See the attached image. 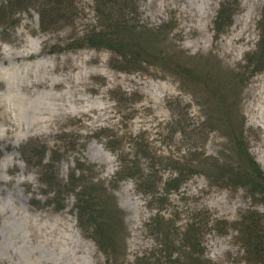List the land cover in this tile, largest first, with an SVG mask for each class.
Wrapping results in <instances>:
<instances>
[{"label": "rangeland", "instance_id": "1", "mask_svg": "<svg viewBox=\"0 0 264 264\" xmlns=\"http://www.w3.org/2000/svg\"><path fill=\"white\" fill-rule=\"evenodd\" d=\"M76 2L77 15L49 29L38 11L45 0L13 9V23L0 25V264H112L80 224L75 194L63 189L80 163L124 213L117 264L139 258L180 264L173 261L177 252L166 259L157 219L180 232L177 245L188 224L202 219V259L211 264H264L240 232L250 212L264 227V198L219 178L224 161L232 172L240 159L229 149L228 130L208 122L205 104L206 86L228 87L230 95L238 90V109L229 116L238 117L245 147L264 173V64L256 71V62L249 63L259 53L264 0H135V23L208 84L183 79L167 60L123 69L111 51L83 45L78 39L99 19L94 0ZM224 7L232 16L219 30ZM195 127L202 133L193 136ZM135 152L143 171L161 178L155 196L140 191L134 178L116 179L121 158L131 160ZM171 158L190 159L197 169L184 162L190 173L167 191V180L178 176Z\"/></svg>", "mask_w": 264, "mask_h": 264}, {"label": "trees", "instance_id": "2", "mask_svg": "<svg viewBox=\"0 0 264 264\" xmlns=\"http://www.w3.org/2000/svg\"><path fill=\"white\" fill-rule=\"evenodd\" d=\"M5 1L6 4H4L1 11V15H3L0 17V25L5 24L6 19L8 23H13L11 18L12 15H10L13 13V9L15 11V8H27V3L31 0ZM94 1L99 25L97 28L86 33L82 39H78L80 43L83 41V43H85L83 45L111 51L115 58L119 60L118 62L123 64V69L129 70V66L134 64L138 66L144 63L163 65L167 60L172 62V66L177 69V73L180 74L183 79L189 80L188 77L195 78V84H200V81H205L202 84L209 83L207 82L209 80H205L193 67L191 68L184 65L180 63V61L175 60L174 62L173 57L164 46L165 42L157 40L155 34L150 29L142 26L140 27L135 23L134 16L137 14L135 13V0ZM76 3V0H45V3L42 4L43 9L38 10L40 11L39 15L44 29H49L59 24L61 21L69 19L71 16L75 17L78 13V6ZM48 4H53L54 6L45 9L44 7L48 6ZM227 12L228 8L224 7L218 15L216 27L219 30L220 27L224 25L225 21L227 24L230 23L232 13L229 12V14L226 15ZM260 26L262 28V37L259 43V53L252 55L253 58L249 59L250 65H254L256 62L254 65L256 71L262 69L261 67L264 64V16ZM168 66L171 65H167V67ZM224 78L227 79V77ZM235 83L238 82L235 81ZM235 87H237V85ZM227 88L228 87H224V90L220 88L217 91V89L209 90V87L206 86V89H208V99L205 104H207L206 111L209 112L207 117L208 122H220V124L228 130L226 132L229 133V149L240 159L239 166L232 172H230V166L228 165L230 162L228 160L224 161V166L221 167L223 170L219 178L222 180L227 179L236 186L245 187L251 194H258L264 198V173L245 147L244 133L243 130H241L243 126L239 123L238 117L236 115L229 116V114L234 113L236 109H238L237 105L239 104L238 99L240 93L238 90L234 91L232 89L230 95L228 94L229 91H227ZM223 110L224 113L222 112ZM185 128L186 127L183 126V135L187 138L190 134H187ZM201 133L202 129L200 127H195L192 132L193 136ZM144 154L148 158L150 157L147 153L144 152ZM139 158L140 156L137 152H135L131 160L121 158L122 165L116 173V179L134 178L140 191L155 196L157 188L161 183V178L153 173H145ZM149 159L152 161L151 158ZM184 160L185 159L180 160L177 158L170 159L169 165L175 166V169L178 170V176L167 180V191L178 188L182 181L181 177L187 173L186 171L189 172V170L185 168L187 164L181 166L184 162H187L190 167L189 169H192L194 164L191 166L190 159H188V161L187 159ZM155 165L153 161L149 162L148 168L153 170ZM196 166L199 167V164ZM214 166L213 170L216 172L221 170L217 168L218 166L216 168H214ZM77 169L80 171L79 174L77 175L73 172L69 181L63 184V189H70V191L75 194L77 199L76 209L78 211L80 224H83L82 226L85 227L87 232L91 230L92 237L98 242L100 248L110 258V261L112 260V264H117L119 253L117 246L120 243L118 242V238L120 234L123 236V231L125 229L124 213L116 205L114 196L107 193L101 183L91 182V180L88 179L83 164L80 163ZM88 170L92 175L94 174L92 165H89ZM49 181L51 186L55 184L54 188L56 189V178L51 175ZM59 187L61 186L59 185ZM58 193H60L59 190L56 191L57 195ZM256 214V212H250L242 219L240 223V232L242 234L241 239L243 244L248 248V251L254 259L262 261L264 255V227L261 226V220ZM153 224L156 225V233L158 239L160 238V245L167 252L166 259L171 260L173 255L177 252L178 256L173 260L176 263L183 264L181 263V261H183L184 264H211L210 261L202 259L204 252L201 248L199 237L203 227L207 225L202 219H194V221L188 224L187 229L181 237L182 242L179 245L176 244L178 239L177 234L180 233L177 229H172L171 225L163 219H157ZM147 259L148 258H139V263H137L148 264L149 262Z\"/></svg>", "mask_w": 264, "mask_h": 264}]
</instances>
